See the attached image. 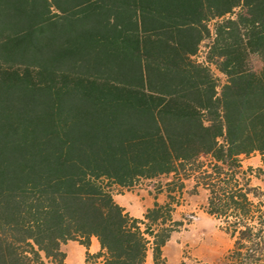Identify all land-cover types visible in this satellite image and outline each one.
I'll return each mask as SVG.
<instances>
[{
    "label": "trees",
    "instance_id": "1",
    "mask_svg": "<svg viewBox=\"0 0 264 264\" xmlns=\"http://www.w3.org/2000/svg\"><path fill=\"white\" fill-rule=\"evenodd\" d=\"M256 154L264 0H0V264H67L69 241L85 264H169L201 190L233 239L218 264H264ZM143 182L137 217L115 193Z\"/></svg>",
    "mask_w": 264,
    "mask_h": 264
},
{
    "label": "rangeland",
    "instance_id": "2",
    "mask_svg": "<svg viewBox=\"0 0 264 264\" xmlns=\"http://www.w3.org/2000/svg\"><path fill=\"white\" fill-rule=\"evenodd\" d=\"M197 58L203 59V51ZM244 164L264 170V162L259 154L245 159ZM261 177L262 180L254 178L253 183L264 187V174ZM152 189V183L143 182L131 190L116 192L115 199L142 209L154 201ZM158 198L164 201L165 195L160 194ZM206 203L207 191L201 190L198 195H186L182 205L177 207L175 217L190 218L191 222L174 232L165 245L164 254L169 264H218L232 248L233 239L222 229L220 222L205 211ZM71 245L78 246L79 243L69 241L64 244V250L69 251Z\"/></svg>",
    "mask_w": 264,
    "mask_h": 264
},
{
    "label": "crops",
    "instance_id": "3",
    "mask_svg": "<svg viewBox=\"0 0 264 264\" xmlns=\"http://www.w3.org/2000/svg\"><path fill=\"white\" fill-rule=\"evenodd\" d=\"M120 205L124 206L127 211H129L132 215L141 217L145 210L153 204H149L146 207L142 209H138L136 206H129L128 204H125L123 202L117 201ZM70 250L67 251V264H85V254H86V247L79 244L78 246L76 245H71ZM100 249L99 242L96 238L92 239L91 245L89 247V251L91 253L97 252ZM146 264H152V255L151 253L148 254Z\"/></svg>",
    "mask_w": 264,
    "mask_h": 264
}]
</instances>
